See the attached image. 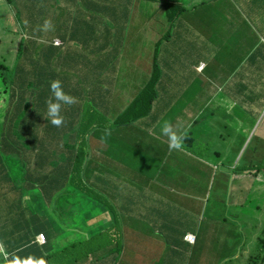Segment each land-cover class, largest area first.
Returning <instances> with one entry per match:
<instances>
[{
	"label": "crops",
	"instance_id": "crops-1",
	"mask_svg": "<svg viewBox=\"0 0 264 264\" xmlns=\"http://www.w3.org/2000/svg\"><path fill=\"white\" fill-rule=\"evenodd\" d=\"M72 1L63 0V8H72L70 5ZM239 12H243L251 20L257 32L264 34V0H202L201 8L193 10L190 8L185 12L179 25L203 36L201 40L186 38L177 43V61L187 64L185 89L175 98L155 109L149 117L129 126H118L122 113L117 109L113 114L111 127L106 128L103 124L99 125L103 129L97 132L91 140L88 153L89 161L93 162L96 159L94 168H101L98 170V189L102 191L100 196L109 201L110 207L120 208L123 215L122 221L129 223L139 232H145L144 227L137 221L143 218L148 220L145 222L146 227L154 231L158 229L164 233L166 218L159 203L162 201L171 203V194L174 192L180 193L178 198L183 200V206L180 209L191 216V220L196 219L197 213L203 208L207 198H210L212 202H217L227 212V216L232 217V220L222 225L223 231L238 230L234 233L238 238L235 246L229 244L230 238L227 234L219 239L221 247L227 248V259L241 254L243 249L249 246L246 242L248 231L244 224L242 208L249 201L250 192H255L257 195L264 191V186L258 183L260 179H256L251 174L257 170L253 167L252 161L248 162L251 164L248 169H239L240 161L249 151L251 143L254 142L251 150L252 158L264 150V119L262 120L264 115V66L262 65L264 49L247 59L250 41L253 44L255 37ZM99 37L98 35V55L96 63L92 64V70L98 75V91L107 92L106 87L111 88L109 80L112 66L118 61L120 54L112 56L108 51L107 41ZM205 57L215 64L212 69L214 74L212 80L191 67V64ZM243 62L248 64L241 69L232 70L223 67V64ZM88 64L89 58L81 56L76 58L72 65L73 72L78 73L85 82H87L88 69L86 66ZM242 79L253 80L251 86H244L242 82H239ZM225 83L227 86L224 91L218 93V87ZM114 91L116 94L115 89ZM250 94L256 97H249ZM130 100L131 98L119 96L117 101L120 105H127ZM223 102L226 105L221 104ZM223 107L231 108L234 119L247 112L248 109L252 124L248 127V123L241 122V128L244 130L242 134H248L244 142L219 140L222 136L232 134L225 132L229 121H224L222 125L217 126L210 122V117L216 112L225 113L216 109L221 108L224 111ZM204 119H209V136L200 133ZM165 121L170 122L178 132L189 130L194 135L189 147L192 146L201 153L205 151L201 144L207 141L206 148L213 157L227 159L228 152L233 151L236 153L235 163L228 165L225 170H218L214 175L212 170L206 169L207 163L202 160L203 156L196 158L190 155L189 147L179 151H170L168 137L161 131ZM222 144H228V146L224 147ZM125 156L128 157L123 163L122 158ZM175 160L191 161L193 167L200 168L201 170L198 171L204 178L202 185L198 181L193 180V183H190L187 180V178L198 180L192 174V170H176L187 176L181 185L172 189L157 186L155 192L151 191L149 184L157 182L167 161L170 166H174ZM155 161L160 163L161 170H144L151 168ZM140 163V169L136 170ZM217 164L215 163L214 166ZM125 165L128 170H119ZM242 173L244 178H242ZM231 183L233 193L224 195L223 191L230 190ZM138 184H144V187L141 188ZM204 186H207L208 191L202 194ZM162 189L167 194L164 195ZM186 221L188 220H184L183 224ZM230 222L240 224L241 227L233 229L228 225ZM252 236L255 237V233H252ZM182 255H178L176 260Z\"/></svg>",
	"mask_w": 264,
	"mask_h": 264
},
{
	"label": "clouds",
	"instance_id": "clouds-1",
	"mask_svg": "<svg viewBox=\"0 0 264 264\" xmlns=\"http://www.w3.org/2000/svg\"><path fill=\"white\" fill-rule=\"evenodd\" d=\"M189 9L190 8H176V12L172 13V18L170 13L166 11V9L163 10L165 12L167 22H169L168 25L170 29L160 37V39L156 43L152 59L150 58L151 56L148 55L147 59L149 60L146 63L136 64L132 60L131 62L126 63L124 62L123 53L117 52L118 54H120V56L118 61L112 66V74L109 80V85L111 86V88L106 87L107 92L98 91V75L92 70V64L96 63V57L98 55V42H96V49L89 57L84 54L82 48L73 45V41L71 39L69 40L68 44H65V42L60 37H57L55 35L51 38H48L51 40L49 45L53 44L55 46H64V59L63 63L56 69L57 76H54L52 82L50 83L51 95L47 96L44 88H42L40 93H37V96H31V92H28L29 96L27 97L29 99H32L35 104L33 105V107H37L39 111L36 117V127L32 128L31 131L24 129L23 112L22 110L18 112V106L20 104V97L22 95V92H20V97L18 98V103L16 104H14L16 98V93L14 92H17V89L7 95L9 104L13 101V106L4 119L10 125V130L7 134L3 149L6 151L7 156L9 157L11 166H16L19 163L23 171H28L30 173L31 170H68V176L74 179L77 175L81 176L80 172L82 170V163H78L76 161L77 166L75 169H72V167H68V164L64 159L61 165H57L55 169L52 167L54 165L53 160H55V157L52 153L53 151H51L47 147L42 146L40 141L41 137L39 135V128L43 125V118H45V120L47 121V136H56L57 141L60 143H62L61 137L65 136H68L69 138L75 140V142L72 144L71 149H69V151L73 152V146H75V144H79V131H76L74 129L69 130L67 125L69 124V122L74 120L81 111H88V109L91 107L92 101L98 102V107L101 108L113 106V102H115L117 105H119L118 109L120 113H122L120 115L121 119L123 117H129V115H127L129 114L128 109L131 106L138 104L140 106L138 107V109L140 110L142 117L135 119H137V121H141L143 118L149 117L155 109L163 106L166 102L172 100L178 94H180L186 87L187 76H185V72L187 64L177 61V43L178 41L182 39L184 40L186 38L190 40L194 38L197 40H201L203 38L201 34L195 33L194 31L179 25V22L182 20L184 13ZM191 9L193 10L195 8ZM40 10L44 12L45 15L48 14L47 8H40ZM239 13L243 16L244 22L253 31V36L255 37L253 44L252 41H250L247 56V59H249L252 55L258 54L261 49H264V34L257 32L251 20L243 12ZM114 14L115 15L113 16H116V13ZM46 19L49 18L47 17ZM113 19H116V17H113ZM51 28V20H45L43 25L40 27V30L47 31ZM98 35L100 36L99 38L102 39V35L97 33V38ZM29 37L30 35L28 36V38ZM88 37L90 38V35H88ZM38 38L44 41L42 36H39ZM81 56H86L89 58V64L86 66V68L88 69L87 82H85L78 73L73 72L72 70L73 61ZM246 64L248 63H230L223 64V67L232 70L235 68L241 69ZM214 65L215 64H213L212 61L205 57L200 58L195 64H191V67L199 74L212 80L214 79V74L212 72ZM262 65L264 66V63ZM93 80H96V86L92 84L95 83ZM252 81L253 80L251 79H242L239 82H242L244 86L250 87ZM260 81L261 80H259V82ZM89 84H92V87L90 90H87ZM226 86L227 85L225 83L222 86L218 87L217 92L221 93L222 91H224ZM113 88L116 90V94ZM13 94H15L14 97H12ZM135 95L137 96L136 99ZM1 96L2 94H0V99ZM119 96L131 98V100L127 105H120L117 101ZM248 96L256 97V95L251 94ZM17 112L18 118L15 119L14 117ZM232 119H234V115L232 113L226 114V117H224V121L233 122L231 121ZM263 119L264 115L262 117V120ZM241 122L248 123L249 127L250 116L248 109L247 112H244L238 117H235L234 124L236 125V130L231 135L226 136L227 139H224V136H222L219 140L244 142L248 138V134H242L244 130L241 128ZM13 123H17L19 127L13 129ZM123 123L125 126L134 124L132 122ZM50 124L55 127L61 128V131H64L65 133L53 135ZM99 125L100 124H97L95 128L89 130L91 134L87 137L90 139L89 148H87L86 150L87 154L89 153L91 148V140L96 136L97 132L103 129L100 128ZM90 128L91 125L87 126V129ZM161 131L163 135L168 137V148L170 151H179L183 148L187 149L190 142L194 138V135L189 130L178 132L168 121L163 122ZM29 133L35 134L37 136V139L35 137H29ZM200 133L202 135L209 136V119H204L202 121ZM17 136H20L21 140H17ZM47 151L51 154L50 156L45 155ZM261 152L264 153V150L260 151L259 154ZM94 164L96 166V159L94 160V163H91V165L89 166L90 169L94 167H92V165ZM3 167V162L0 159V168ZM223 168L224 164L222 162H219L212 168V173L215 175L218 170L226 169ZM119 170L128 169L125 165L121 166ZM260 170L261 169L254 170L255 172L252 174L256 179H261L258 176ZM257 171H259V173H257ZM84 173L86 174L87 172ZM26 177L28 178V180H33L31 174H27ZM45 178L48 179V176H45ZM82 181L83 184L87 183L86 175H83ZM258 182H262V180ZM25 185L27 186V189H24V191L15 189L10 192L11 201L9 202V207L7 208V210L4 209L3 202H0V245L1 240L6 245V247L4 248L0 247V252L2 253L0 262H3V259H5L8 260L6 264H46L43 258L35 260L32 257H28L26 260H21L19 257H15L13 260H11V253H14L15 249L11 251L9 245H16L15 242L22 241L21 239L23 238L26 230L25 224L28 220H33L35 222L33 224V232L35 231V229L39 231V233L37 234L36 242L40 245V247H45L48 244L49 236L56 237L54 245L59 253V257L70 256L72 254L77 255L79 249H73L74 239L76 237H83L84 246L80 250H85L88 245L91 244V241L99 240L101 233L104 231L103 224H109L110 222L115 221V215H113V213L109 210H104L100 215L93 217H91L90 214H87L85 217H82L81 215V219L79 220L77 218L76 220V213L79 212V214H81V210L80 207L73 203H65L64 205L58 207L56 209L57 217L53 221H48L42 216L35 215L37 202L39 201V195L36 192L38 187H40L39 180H36L35 184L32 183L31 185H29L27 182L25 183ZM52 185L53 181L50 185L46 184L45 188L42 191V193L45 194L43 198L46 199V202L50 207L53 206V200L55 196L54 191H51V193H49ZM230 185H232V183ZM92 189L97 188L94 185ZM69 193L70 196L68 197V199L79 197L74 191ZM43 198H41V200ZM209 199L210 198L206 199V203L203 205V208L200 210V212L197 213V217L195 220H193V218L192 220L190 219V221H186L184 223V226L186 227L185 229L183 227V232L186 234L183 239L189 246L188 250L180 251L174 248L169 244V242H167L165 234L158 229L156 231H151L152 236L160 237L161 241H164L166 245L161 252H158L161 256V262H159V264H215L208 250L207 242L210 238L209 247L211 249L222 248L219 239L222 236H226V234L228 235V232L223 231L222 225L225 222L232 220V217L227 216V212L217 202H212ZM20 205L23 206V209L19 208ZM86 206L91 207L93 206V204L86 203ZM24 212L26 214H24ZM94 219V222L89 221ZM137 221L141 224V226L146 227L145 222H147L148 220H144L142 218L138 219ZM80 226L86 228V230L78 231L77 228ZM211 229H216L217 233L212 234ZM112 230L110 231L112 235L118 233L117 229L113 232ZM65 232L72 233V235L65 237V239H61V236ZM121 232L125 237V241H127V239H130L133 241V245H146L148 240L150 239L149 234L147 235L145 234L146 232H139L135 230L132 225L123 221H121ZM253 233H255L254 238L257 241L256 251L252 252L250 249L251 247H253V244H250L246 241L249 246L244 248L241 254L234 255L230 258L232 259L234 264H256L253 259H250V257L253 256H256V259H260L259 264H264V228ZM242 237L244 238V236ZM62 242L70 243L66 247H63ZM160 245L161 244L158 243L155 247H160ZM7 246L10 249V254L8 253L9 250ZM68 249L69 252L67 253L66 251ZM180 254L183 255L176 260L177 256ZM242 254L248 256L245 261H240L239 256ZM134 262H136L135 264H146L145 261L139 258L128 259L126 264H134ZM86 263L118 264V262H99L95 257H90L89 261ZM73 264H78V262H74ZM82 264H84V262H82Z\"/></svg>",
	"mask_w": 264,
	"mask_h": 264
},
{
	"label": "rangeland",
	"instance_id": "rangeland-1",
	"mask_svg": "<svg viewBox=\"0 0 264 264\" xmlns=\"http://www.w3.org/2000/svg\"><path fill=\"white\" fill-rule=\"evenodd\" d=\"M202 0H73L70 5L72 8H63V0H0V61L6 59L7 65H12L15 61L19 47L23 42V39L27 43L28 36L31 34L37 35V37L42 36L44 39L43 43L49 45L50 39L54 35H66L71 32L70 39L73 41L72 44L83 49V52L87 56H91L93 51L96 49L98 26L101 24L103 26V32L99 33L102 35V40H106L108 43V50L113 54L117 52H122L124 56V62L129 63L131 60L136 64L146 63L149 59L147 56H151L152 59L153 52L156 43L169 29V22L166 20L165 12L175 13L176 8H201ZM178 4L180 5L178 7ZM54 7V8H51ZM40 8H47L48 14L43 16ZM124 10V11H122ZM40 12V13H39ZM112 13H116L113 16ZM124 13V14H122ZM35 17V18H34ZM49 19H46V18ZM113 17H116L117 21H113ZM11 22V19H13ZM34 18V19H33ZM80 22H90L95 25L96 33L86 34L85 31L88 30L85 24H74V20ZM33 19L30 24L29 21ZM39 19V23H33L34 20ZM45 20H51L52 28L47 31L40 30ZM72 24V25H71ZM71 25V27H70ZM33 28V29H32ZM70 29V30H69ZM106 29L108 37L104 33ZM42 31V32H40ZM116 34V35H115ZM90 35V38L88 37ZM90 40V41H87ZM59 43V42H57ZM4 62V61H3ZM91 81V80H90ZM92 83L96 86V80ZM137 82V81H136ZM140 82V81H139ZM92 84H89L87 90H90ZM136 87V86H135ZM13 89L7 85H4L2 77L0 76V94H2L0 99V159L3 162V168H0V202H3L4 209L7 210L9 207V202L11 201L10 192L12 190L24 191L27 189L25 183L28 182L29 185L35 184L36 180H39V186L37 189L38 202L35 215L44 217L48 221H53L57 217L56 209L65 203H73L80 207L82 217L90 214L91 217L100 215L104 210H109L115 215V221L121 223L122 213L120 208H114L109 206V201L100 196L102 191H99V183L94 180V176H90V181L94 182L97 189H87L88 187L83 184L82 178L78 175L72 179L68 176V170H31L23 171L21 165L18 163L16 166H11L9 157L6 151L3 149L7 134L10 130V125L4 120L9 113V110L13 106V101L9 104L8 94L12 93ZM21 89L17 88L16 98L14 104L18 103V98L20 97ZM135 95V99H136ZM221 104H225L224 102ZM226 105V104H225ZM140 107L138 104L134 105V109ZM119 108L115 102L113 106L101 108L98 107V102L92 101L91 107L88 109L89 112L95 113L96 124H103L106 128L111 127L113 124V114ZM219 112L232 113L231 108L224 109L216 108ZM96 110V111H95ZM119 110V109H118ZM220 114L216 112L212 117H210V122L214 125H222L224 123V117L226 114ZM233 114V113H232ZM129 117H123L122 122H132L137 123V119L131 117V113L127 114ZM238 117V116H236ZM232 119L228 125L225 132L227 134L233 133L236 130V125ZM43 125L39 128V135L41 137V144L44 147L49 148L53 151V156L55 157L54 169L57 165H61L65 158L73 161V152L69 151L72 144L75 142L74 139L68 136L61 137L62 143L57 141V137L47 136V121L45 118L42 119ZM252 124L251 122H249ZM91 128H92V124ZM19 127L17 123L12 124V128L15 129ZM224 139H227L224 136ZM17 140H21L20 136H17ZM233 142V141H232ZM205 148L204 152H199L194 148L190 147L189 153L193 157H202L207 163L206 169L212 170V166L215 163L222 162L225 169L228 165L235 163V152H228L229 157L227 159L215 158L212 156L207 147V141L201 144ZM254 142L250 144L249 151L244 155L240 161L239 169H248L251 166L249 161H252L253 167L256 169H261L258 174L259 185L264 186V153L261 152L256 157H251V150L253 149ZM226 147L228 144H222ZM55 152V154H54ZM221 155V154H219ZM128 156L122 158V162L125 163ZM95 166L92 165V167ZM141 163L137 165L136 170H139ZM160 163L154 162L151 168H145L144 170H161ZM90 170H101V168H92ZM176 170H192L198 180L193 178H187L190 183L198 181L202 185L204 178L198 170V167H193L191 161L181 162L180 160L174 161V166H170L167 161V165L163 168V172L158 176L157 182L149 184L151 191H156L157 186L166 187L169 189L177 188L183 183L187 177ZM77 173V172H76ZM254 173V172H253ZM251 173V174H253ZM27 174H31L33 180H28ZM48 176V179L45 178ZM245 176L242 173V178ZM192 179V180H191ZM53 181L51 191H54L55 196L53 200V206L50 207L43 198L45 194L42 193L46 184H51ZM257 183V185H258ZM256 185V186H257ZM98 186V187H97ZM139 187H144V184H138ZM94 186H90L93 188ZM231 187L228 191H223L225 195L231 194ZM103 188V186H102ZM163 190V189H162ZM208 191L207 186L203 187L202 194L204 191ZM18 191V192H20ZM75 192L79 197L68 199L70 196L69 192ZM164 191V190H163ZM17 192V191H15ZM167 194L164 191V195ZM179 192H174L171 194V200L180 209L183 205V200L178 198ZM249 201L242 208V212L245 218V226L247 228V242L253 244L251 251L255 252L257 249V241L252 236V233L264 228V191L259 192L255 195V192H250ZM41 198H43L41 200ZM119 202V201H118ZM86 203H92L93 206H86ZM94 222V220H89ZM108 224H103L107 226ZM145 234L150 235V239L147 242V246L143 244L133 245V241L127 239V241L122 242L119 233L114 235L113 245L123 243V249L121 251V256L118 259V264H126L128 259L139 258L146 262V264H159L161 262V256L158 252H161L165 248V242L161 241L160 237L151 235V228L144 227ZM211 233H217L216 229H211ZM233 232H228L230 238L229 244L236 245L238 238ZM72 235V233L65 232L61 239H65ZM233 241V243H232ZM63 243V242H62ZM70 242L63 243V247H66ZM160 243V247H155ZM210 238L207 242V247L210 252L211 257L215 264H234L232 259L228 258L227 248L211 249L209 247ZM1 248L6 247L4 242L1 240ZM244 247V245H242ZM63 250V249H60ZM69 252V249L66 251ZM248 256L242 254L239 256L240 261H245ZM0 258H2V253L0 252ZM114 257L111 256L110 259ZM136 262H134L135 264ZM0 264H6L5 262H0Z\"/></svg>",
	"mask_w": 264,
	"mask_h": 264
},
{
	"label": "trees",
	"instance_id": "trees-1",
	"mask_svg": "<svg viewBox=\"0 0 264 264\" xmlns=\"http://www.w3.org/2000/svg\"><path fill=\"white\" fill-rule=\"evenodd\" d=\"M42 13L44 16L45 13ZM169 13L172 18V12ZM33 19L29 21V24ZM74 19L75 18H73V20ZM13 20L14 18L11 19V22H13ZM115 20L117 19H113V21ZM33 23H39V19L34 20ZM74 24H85L86 28L88 29L85 31L86 34H89L90 32L93 34L96 33L95 25H92L90 22H80L74 20ZM102 32L103 26L99 24L98 33ZM103 34L108 37L106 29H104ZM55 36L60 37L65 42V44H68L71 32L66 35ZM27 40V43H25L26 40L23 39V42L19 47V51L17 52L15 61L12 65H7L6 59L0 61V76L2 77L4 85L9 86L13 89V91H15L17 88L22 90L18 112L21 110L23 112L24 120H22L24 129L31 131L32 128L36 127V117L39 111L37 107H33L35 104L32 99L27 97L29 96L28 92H31V96H37V93H40L42 88H44L47 96L51 95L50 83L52 82L54 76H57V67L63 63L64 46H55L53 44L46 45L35 34H31ZM14 96L15 94L12 95V97ZM18 112L15 114V119L18 118ZM128 112L131 113L132 118L142 117L140 110L138 108L134 109V105L128 109ZM90 124H92V128L87 129V126ZM96 125L95 113L85 110L81 111L79 115L67 125L69 130L74 129L79 131L80 140L79 144H75V146H73V161L67 158H65V161L67 162L68 167H72V169L76 168V161L78 163H82V170L80 172L81 176L79 177L83 178V175H86L87 183H85V186L88 187L87 189H92L90 186H94V182L90 181L91 175L94 176L93 178L96 183L98 181V170H90L89 166L91 163H94V161L92 162L88 160V154L86 152L90 144V139L87 138L91 134L89 130L95 128ZM118 126H125L121 118ZM50 128L53 135L65 133L64 131H61V128L55 127L52 124H50ZM28 136L31 138L35 137L37 139V136L33 133H29ZM45 155L50 156L51 154L47 151ZM84 172L87 173L85 174ZM159 204L163 209V215L166 218L164 224V234L167 242L180 251L188 250L189 246L183 239L186 234L183 232V227L184 229L186 227L184 226L183 221H190L191 216L186 214L181 209H178L175 205H173L172 202L170 203L162 201ZM19 208L23 209V206L20 205ZM24 214L26 213L24 212ZM77 218L79 220L81 219V214H79V212L76 213V220ZM34 223L35 222L33 220H28L25 224L26 230L23 238L21 239L22 241L15 242L16 245H9L11 251L15 249L14 253H11V260H13L15 257H19L21 260H26L28 257H32L35 260L43 258L46 264H73L74 262H78V264H82V262H84V264H88L86 262L89 261L90 257H95L99 262H117V258L121 256L123 243L114 246L113 242L110 240L114 238V235H112L110 231L113 229V232L117 229L121 236L122 242L125 241V237L121 232V223L118 221H112L107 226H104V231L101 233L99 240L91 241V244H89L85 250H80L84 246L83 237H76L74 239L73 249H79L77 255L72 254L70 256L63 257H59V253L54 245L56 239L54 236H49L48 244L45 247H40V245L36 242L39 231L35 229L33 232ZM228 225L232 226L233 229H238L241 227L240 224L232 222H230ZM77 230L85 231L86 228L80 226L77 228ZM9 247L7 246L9 250L8 253L10 254ZM111 256L114 258L110 259ZM256 258V256L250 257V259H253L256 264H259L260 259ZM7 261L8 260L3 259V262L6 263Z\"/></svg>",
	"mask_w": 264,
	"mask_h": 264
}]
</instances>
